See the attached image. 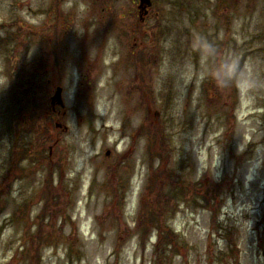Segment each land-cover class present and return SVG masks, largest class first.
I'll return each mask as SVG.
<instances>
[{
    "label": "rangeland",
    "instance_id": "obj_1",
    "mask_svg": "<svg viewBox=\"0 0 264 264\" xmlns=\"http://www.w3.org/2000/svg\"><path fill=\"white\" fill-rule=\"evenodd\" d=\"M110 1L0 0V264H264V3Z\"/></svg>",
    "mask_w": 264,
    "mask_h": 264
},
{
    "label": "flooded vegetation",
    "instance_id": "obj_2",
    "mask_svg": "<svg viewBox=\"0 0 264 264\" xmlns=\"http://www.w3.org/2000/svg\"><path fill=\"white\" fill-rule=\"evenodd\" d=\"M93 3L92 6L93 7V14H92V18H95V19H98V23L99 21L104 17V16H107V15H113V16H119V17H122L121 16V12H118V11H114V10H111V7H109L108 4H111V3H114L110 0H92ZM220 1V4L223 6V8H228V7H225L226 5H230V7L232 8H235L237 6L238 3H240L241 1H244L245 3L246 2H250L252 3L251 6H249V9L246 8V10H252L253 8V4L256 5L257 3L259 4H263L264 3V0H219ZM190 1H188L189 3ZM177 5V4H176ZM135 6H136V12L134 13L136 16H137V20L139 22V24H144L147 19L150 17L151 15V11H152V8L155 7V3L154 1L152 0V6L151 8L149 9L147 15H143L138 6H139V0H135ZM248 12V11H247ZM57 14L59 15L60 14V11L58 10ZM142 14V15H141ZM60 16V15H59ZM60 18L62 19V16H60ZM94 24V23H93ZM93 29L96 30V27L93 26L92 27ZM138 28L141 30V37L144 38V35L146 34L145 30L143 28H141V25H138ZM59 29H61L59 26H57V32L54 33L55 35V45L58 47L59 46V43H60V40H61V36H60V33H59ZM139 34V33H138ZM262 37H264V33L262 34ZM152 37H150L151 39ZM264 40V38H262ZM53 40V39H51ZM146 40V39H145ZM224 44V46L226 45H229L230 44V41H228L227 39H224L222 41ZM54 44V43H53ZM136 44V43H135ZM139 46V45H138ZM230 46V45H229ZM57 50V49H56ZM138 50H140V48H138ZM264 81V79H262ZM56 107H58L57 105H52V110L53 112L56 111Z\"/></svg>",
    "mask_w": 264,
    "mask_h": 264
},
{
    "label": "water",
    "instance_id": "obj_3",
    "mask_svg": "<svg viewBox=\"0 0 264 264\" xmlns=\"http://www.w3.org/2000/svg\"><path fill=\"white\" fill-rule=\"evenodd\" d=\"M152 6V0H139V10L143 15H147L149 9ZM141 14V15H142ZM51 105H57L61 107L62 109L64 108V103L62 99V88L57 87L55 90L54 95L51 97Z\"/></svg>",
    "mask_w": 264,
    "mask_h": 264
},
{
    "label": "trees",
    "instance_id": "obj_4",
    "mask_svg": "<svg viewBox=\"0 0 264 264\" xmlns=\"http://www.w3.org/2000/svg\"><path fill=\"white\" fill-rule=\"evenodd\" d=\"M184 187H185V186H184ZM182 189H183L185 192H187V191H186V187H185V188H182Z\"/></svg>",
    "mask_w": 264,
    "mask_h": 264
}]
</instances>
